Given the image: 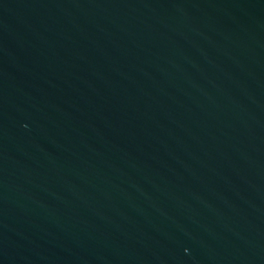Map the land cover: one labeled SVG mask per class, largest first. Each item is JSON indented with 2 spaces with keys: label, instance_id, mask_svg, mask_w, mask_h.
I'll return each mask as SVG.
<instances>
[{
  "label": "water",
  "instance_id": "obj_1",
  "mask_svg": "<svg viewBox=\"0 0 264 264\" xmlns=\"http://www.w3.org/2000/svg\"><path fill=\"white\" fill-rule=\"evenodd\" d=\"M0 264H264V0H0Z\"/></svg>",
  "mask_w": 264,
  "mask_h": 264
}]
</instances>
